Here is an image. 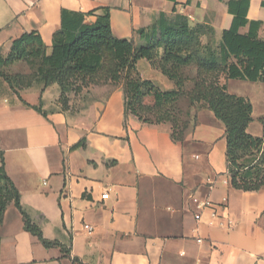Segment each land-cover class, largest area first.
Masks as SVG:
<instances>
[{
	"label": "crops",
	"instance_id": "1",
	"mask_svg": "<svg viewBox=\"0 0 264 264\" xmlns=\"http://www.w3.org/2000/svg\"><path fill=\"white\" fill-rule=\"evenodd\" d=\"M230 1L0 0V54L7 55L13 40L32 31L50 53L62 10L96 11L88 18L93 22L109 8L113 34L135 43V30L152 27L162 14H182L192 27L213 28L217 44L234 25L245 37L250 23L259 22L258 37L264 41V0H249L246 21L236 24ZM137 67L144 79L158 78L166 87L153 82L162 90L174 88L149 61ZM222 82L229 93L251 102L247 132L263 137L264 82L224 77ZM55 85L44 92L41 87L21 91L30 105L43 101L45 117L25 106L0 77V166L3 153L33 222L45 238L66 249L45 248L25 230L22 214L11 204L0 227V264H76L75 258L83 264H264V188L233 187L226 128L211 110H199L196 127L177 142L169 125L126 118L121 83L99 86L106 95L85 117L46 111L51 98L60 95ZM106 192L109 198L103 200ZM206 202L217 216L202 206Z\"/></svg>",
	"mask_w": 264,
	"mask_h": 264
},
{
	"label": "trees",
	"instance_id": "2",
	"mask_svg": "<svg viewBox=\"0 0 264 264\" xmlns=\"http://www.w3.org/2000/svg\"><path fill=\"white\" fill-rule=\"evenodd\" d=\"M249 0L228 2V11L235 18L246 21ZM96 20L88 22L95 12L83 13L62 10L61 28L53 36L51 52L38 32H25L13 40L7 55L0 54V77L19 96L27 107L48 117L42 110L43 101L33 106L22 99L20 84L25 77L13 72L16 66L26 65L35 70L36 84L44 92L57 84L61 101H66V93L86 82L90 77L106 71L107 82L123 85L125 94V116L137 117L141 122L152 125H169L173 139L184 142L196 127V113L201 109L211 110L225 125L227 141L228 174L235 189L258 191L264 188V136L254 137L247 132L252 122L253 107L243 97L228 92L222 78L264 82V41L258 37L259 22H251L249 33L241 37L234 25L225 31L217 49L215 31L207 25L192 27L189 18L182 14L166 17L150 28L135 30L138 40L145 45L137 46L135 41L116 37L111 28L110 9L103 8ZM207 37V43L202 38ZM160 51L162 53L160 54ZM147 60L165 77L174 83L172 90L164 91L153 81L144 79L137 64ZM195 68L192 76L187 70ZM15 73V74H14ZM77 87L76 91H80ZM151 98V103L146 100ZM189 103L185 117H193V127L188 122L179 123L177 113L172 115L169 108L181 102ZM180 113V111L178 112ZM264 124V120H263ZM77 144L73 149L82 147ZM13 204L22 214L25 230L36 236L47 248L65 247L57 240L44 237L39 225L33 222L29 212L21 203V195L8 176L3 153L0 166V227L5 212ZM76 264H83L78 258Z\"/></svg>",
	"mask_w": 264,
	"mask_h": 264
},
{
	"label": "rangeland",
	"instance_id": "3",
	"mask_svg": "<svg viewBox=\"0 0 264 264\" xmlns=\"http://www.w3.org/2000/svg\"><path fill=\"white\" fill-rule=\"evenodd\" d=\"M205 39V43H207V37L204 36ZM216 41V40H215ZM145 41L144 40H140L138 43H136L137 46H141V45H145ZM219 46V43L217 44V42H215V44L213 45V47L215 49H217ZM162 53V51H160V54ZM111 64V58H109L107 60V65H106V71L108 69V66ZM143 71V67L141 68ZM22 72L24 74V78L22 79L23 83H21L20 85L22 87H24V89L22 91L25 90H29V89H35L38 90L39 87H41V85L36 84V80L37 78L35 77V70H33V68L28 67L26 65H22L21 66H16L13 69V72ZM195 68L191 67L187 70L188 73H190L192 76L195 75ZM102 73L99 74L97 76H93L90 77L86 80V82H78L77 86H75L74 88H72V90H70L69 92L66 93V101H61V95H59V97L57 99H54V97L51 98V104H48L49 106L47 107L46 111H62L64 113H66L67 115L71 116V117H85L88 115L90 106L96 101V100H100L103 99L104 96L106 95V92H103L100 90L99 86H103L105 84H108L109 82H107V74L106 73ZM15 74V73H14ZM223 79V78H222ZM155 81V83H160V81L157 78ZM159 81V82H158ZM157 85V84H156ZM161 87H166L164 85H162L160 83ZM57 86V85H55ZM79 86L81 87L80 91H76L77 87L79 88ZM159 86V84H158ZM53 89H51L50 91V95L54 96L53 93ZM152 99L148 98L146 100V103H151ZM45 106V105H44ZM42 106V107H44ZM189 103L187 101L185 102H181L179 105H177L174 108H169L170 113L172 112V115L174 113H177V120L179 121V123H184V122H188V127L189 129L193 127V117H191L190 119L185 117V113L188 109ZM180 111V113H178Z\"/></svg>",
	"mask_w": 264,
	"mask_h": 264
},
{
	"label": "built area",
	"instance_id": "4",
	"mask_svg": "<svg viewBox=\"0 0 264 264\" xmlns=\"http://www.w3.org/2000/svg\"><path fill=\"white\" fill-rule=\"evenodd\" d=\"M108 198H109V192H106L105 194H103V196H102V199H103V200H104V199H108ZM194 201H195V202H198L197 199H195ZM202 206H203L204 208H212V204L209 203V202H206V203L202 204ZM212 209H214V208H212ZM214 216H217V211H216V209H214ZM196 218L199 220V219H201V216H200V215H197ZM85 228H86L89 232H93V227H91V226H89V225H85ZM198 242L201 243V242H203V240L199 239Z\"/></svg>",
	"mask_w": 264,
	"mask_h": 264
}]
</instances>
